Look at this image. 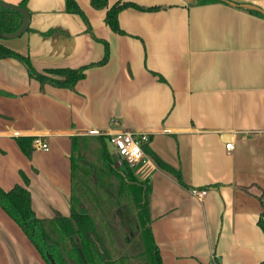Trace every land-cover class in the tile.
Here are the masks:
<instances>
[{
	"label": "crops",
	"instance_id": "1",
	"mask_svg": "<svg viewBox=\"0 0 264 264\" xmlns=\"http://www.w3.org/2000/svg\"><path fill=\"white\" fill-rule=\"evenodd\" d=\"M75 1L87 25L65 11L64 0H28L30 29L0 42L38 72L90 66L108 46L106 64L87 67L72 90L40 92L24 65L0 59V188L27 187L40 219L68 216L70 137L93 129L145 133L183 180L153 161L148 167L161 263L263 264L264 15L217 0H108L161 7L124 9L120 35L104 24L105 11ZM229 1L264 9V0ZM25 136L43 137L49 150L27 158L16 144ZM191 189L208 194L199 200ZM0 264H46L1 207Z\"/></svg>",
	"mask_w": 264,
	"mask_h": 264
},
{
	"label": "trees",
	"instance_id": "2",
	"mask_svg": "<svg viewBox=\"0 0 264 264\" xmlns=\"http://www.w3.org/2000/svg\"><path fill=\"white\" fill-rule=\"evenodd\" d=\"M88 1L89 5L97 11H105L104 24L120 35L124 33L118 25V16L124 9L157 11L161 8L159 6L140 7L129 1H118L110 6H108V0ZM211 1L214 0L194 2L209 3ZM27 3L28 0H21L17 6L27 10ZM64 9L68 14H77L86 25L88 24L85 14L75 0H64ZM250 11L261 16V13ZM21 21L22 16L19 12L0 5V39H3L5 33H12L19 29ZM47 34H50V31ZM104 44L102 60L87 67L106 64L108 46ZM6 58H13L24 65L28 78L39 83L40 92L46 85L72 90L83 78V71L87 68L81 67L74 70L57 68L38 72L28 56H22L0 43V59ZM33 140L34 137L31 136L16 137L17 146L27 158H30L34 151ZM70 142L69 162L72 186L68 201V216L54 212L52 218H38L31 207L29 190L18 184L8 192L0 188L1 209L16 223L46 264H49L48 255L56 264H68L67 259L73 260L74 264H127L125 256L111 257L114 252L111 246L117 242L115 233L118 232L120 235L119 232L123 231L124 210L135 212L136 221L132 227L139 233L142 248L140 256L144 259V264H162L159 249L154 243L150 229V180L141 181L136 178L129 165L122 169L117 168L108 153L104 136H73L70 137ZM141 148L159 169L170 173L178 183L183 185L179 170L160 160L148 143H142ZM85 151L96 154L95 163L86 160ZM22 178L25 185H28L29 180L23 175ZM143 187H145L144 199L141 195ZM103 202H106L111 214L104 213ZM85 203L91 206L94 216L89 213ZM263 217L264 212L257 224L264 232Z\"/></svg>",
	"mask_w": 264,
	"mask_h": 264
},
{
	"label": "built area",
	"instance_id": "3",
	"mask_svg": "<svg viewBox=\"0 0 264 264\" xmlns=\"http://www.w3.org/2000/svg\"><path fill=\"white\" fill-rule=\"evenodd\" d=\"M88 136H104L106 144L108 145V153L115 161L117 168H124L129 165L132 168L133 174L141 181L149 179V168L151 161L149 157L144 154L141 145L147 142L148 137L144 134H137L131 131H117L114 133H107L102 130L93 129L86 133ZM32 146L35 151H48L49 146L43 140V137L36 136L32 141ZM232 142L225 145L226 150L232 149ZM149 167V168H148ZM192 197L202 200L207 196L206 190L191 189Z\"/></svg>",
	"mask_w": 264,
	"mask_h": 264
},
{
	"label": "rangeland",
	"instance_id": "4",
	"mask_svg": "<svg viewBox=\"0 0 264 264\" xmlns=\"http://www.w3.org/2000/svg\"><path fill=\"white\" fill-rule=\"evenodd\" d=\"M5 1L12 3L14 5H17L21 0H11V1L5 0ZM15 39L16 38H5V39H0V42H2V43L7 42L8 43L9 41H13ZM84 154H85L86 160L88 162L95 163V160H96V154L95 153H89V152L85 151ZM112 161H113V159H112ZM114 164H115V161H114ZM87 204H88V202H87ZM87 204H86V206H87ZM102 204H103L102 206L104 209V213L106 215L111 214V212L109 211V209L107 207L106 202H103ZM87 209H88L89 213H91L94 216V213L91 210V206H87ZM124 211H125V214L123 215V218L125 217L124 218L125 221H123L124 223H122L123 224L122 225L123 231H122V233L119 232L120 235L118 234V232L115 233V238H116L117 242H116V244H113L111 246L112 251L114 250L111 257H115L117 255L125 256L127 259V264H144V259L140 256V252H141L142 248L140 246V240L138 237L139 233H137V231L135 232L133 227H132L133 223L136 221L135 212H130L129 210L128 211L124 210ZM100 213H101V211H100ZM95 220H96V218H95ZM67 263L68 264H74L73 260H71V259H67Z\"/></svg>",
	"mask_w": 264,
	"mask_h": 264
},
{
	"label": "water",
	"instance_id": "5",
	"mask_svg": "<svg viewBox=\"0 0 264 264\" xmlns=\"http://www.w3.org/2000/svg\"><path fill=\"white\" fill-rule=\"evenodd\" d=\"M185 2L187 3H192L194 1H198V0H184ZM217 1H223V2H227L228 4L230 5H235V6H240L241 8H246V9H249V10H252V11H256L258 12L259 14L261 13L262 15H264V9L261 8V7H258V6H255L253 4H243V5H236L232 2H230L229 0H217ZM0 5L2 7H5L7 9H10V10H14V11H17L21 14L22 16V21H21V25L19 26V29H17L15 32H12V33H5L3 35V39L5 38H18V37H21L23 33H25L27 30H28V26H29V23H30V13L28 10L24 9V8H19L17 5H14L12 3H9V2H6L5 0H0ZM137 184V183H136ZM140 185V184H138ZM144 190H145V187H143V192H142V197L144 199ZM48 260H49V264H56L55 261L53 260L52 257H50L48 255Z\"/></svg>",
	"mask_w": 264,
	"mask_h": 264
},
{
	"label": "bare ground",
	"instance_id": "6",
	"mask_svg": "<svg viewBox=\"0 0 264 264\" xmlns=\"http://www.w3.org/2000/svg\"><path fill=\"white\" fill-rule=\"evenodd\" d=\"M9 1H11V0H9ZM105 142V141H104Z\"/></svg>",
	"mask_w": 264,
	"mask_h": 264
}]
</instances>
